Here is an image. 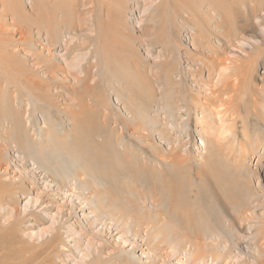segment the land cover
Wrapping results in <instances>:
<instances>
[{
  "label": "rangeland",
  "instance_id": "374dc122",
  "mask_svg": "<svg viewBox=\"0 0 264 264\" xmlns=\"http://www.w3.org/2000/svg\"><path fill=\"white\" fill-rule=\"evenodd\" d=\"M33 1L0 0V264H177L171 241L230 238L255 161L235 171L222 131L264 133V0ZM236 53L258 63L226 82L198 58Z\"/></svg>",
  "mask_w": 264,
  "mask_h": 264
},
{
  "label": "bare ground",
  "instance_id": "6f19581e",
  "mask_svg": "<svg viewBox=\"0 0 264 264\" xmlns=\"http://www.w3.org/2000/svg\"><path fill=\"white\" fill-rule=\"evenodd\" d=\"M101 1V0H100ZM28 2H34L33 0H28ZM121 13V12H120ZM191 15V14H190ZM197 16V15H196ZM191 17V16H190ZM189 17V18H190ZM194 17V16H193ZM4 19V18H3ZM197 20V17L196 19ZM199 21V20H198ZM80 23V22H79ZM106 23V22H105ZM190 23V22H189ZM202 24V23H201ZM193 25V24H192ZM191 25V26H192ZM193 28V26H192ZM197 28V27H196ZM200 28V27H199ZM195 29V28H194ZM196 30V29H195ZM200 31V30H199ZM255 33V32H254ZM49 35V33H47ZM48 35L45 37L47 38ZM52 35V33L50 34ZM197 36V35H196ZM258 36V35H257ZM256 35L253 36H249L250 42H246L245 44H248L250 47H252L254 44L256 45V43L258 42V40ZM206 40V39H204ZM30 41V40H29ZM263 41L260 40L259 42ZM206 42V41H205ZM258 42V43H259ZM31 43V42H30ZM244 44V43H243ZM242 44V46H243ZM195 45V44H194ZM197 45V44H196ZM241 46V45H240ZM248 46V47H249ZM47 47V46H45ZM197 47V46H196ZM198 48V47H197ZM196 48V49H197ZM27 51V50H26ZM211 51V50H210ZM28 52V51H27ZM42 52V51H41ZM197 52V51H196ZM233 53V52H232ZM198 54V53H197ZM213 54V53H212ZM227 54V53H226ZM33 55V54H32ZM261 55V54H260ZM214 56V55H213ZM213 56H210L207 54H201L198 56L199 61H202L204 63H206V67H208V69L210 70L209 72L212 74L217 73L218 77H223L225 82L226 79L225 78H231V74H234L233 76H238L239 75H243L247 72H249L250 67L253 65L254 68H256L257 65V61H247L245 59H243L240 54H232L230 57H226L217 61V59H215ZM2 57L0 56V61L2 62ZM31 57V56H30ZM34 56H32L33 59ZM196 57L193 55V58ZM217 57V56H216ZM36 58V57H35ZM249 58V55H248ZM247 58V59H248ZM255 58V56L253 57ZM31 59V58H30ZM190 59V58H189ZM257 59V58H256ZM191 60V59H190ZM245 60L246 63H242L241 61ZM194 61V60H193ZM36 62V61H35ZM34 62V64H35ZM257 62V63H256ZM6 63V62H5ZM3 64V63H2ZM39 66L38 63L35 64V66ZM32 66L33 63H32ZM36 66V67H37ZM70 69H74L77 66L73 65V64H68ZM237 67V68H235ZM206 69V68H205ZM199 69H196V71H198ZM194 71V70H193ZM214 71V72H213ZM217 71V72H216ZM199 72V71H198ZM238 72V73H237ZM194 73V72H193ZM197 73V72H196ZM201 74V73H200ZM208 74V73H207ZM195 75V74H194ZM53 76V75H52ZM211 76V75H210ZM195 77V76H194ZM209 77V76H208ZM198 78V76H197ZM260 79L262 80V82L264 81V72L262 73V76L260 77ZM223 80V81H224ZM199 81V80H198ZM228 81V80H227ZM231 81V80H229ZM235 81V79H234ZM237 81V80H236ZM211 82V80H210ZM213 82V81H212ZM221 82V81H220ZM205 83V82H204ZM246 83V82H245ZM225 84V83H223ZM229 84V83H228ZM243 84V83H242ZM250 84V83H248ZM203 85V84H202ZM233 85V82H232ZM223 86V85H222ZM7 87L8 84L6 85V89L4 90V92L7 93ZM32 87L36 88V86L32 85ZM242 85L239 87L241 88ZM245 87V86H244ZM247 87H251L247 86ZM264 87V86H263ZM262 87V89H263ZM175 88V87H174ZM237 88V89H239ZM252 88V87H251ZM259 88V87H258ZM236 89V90H237ZM249 89V88H248ZM254 89H257L254 87ZM260 89V88H259ZM178 90V89H177ZM176 89L172 90L173 94H177ZM224 90V89H223ZM235 90V91H236ZM244 90V89H243ZM253 90V89H251ZM27 91V90H26ZM170 91V90H169ZM246 91V89H245ZM243 92V91H242ZM261 92H263V90L260 92L259 94H261ZM248 95V91L245 92ZM244 93V94H245ZM251 93V91H250ZM258 93V92H256ZM221 94V93H220ZM223 94V92H222ZM242 94V93H241ZM258 94V97H260ZM219 95V93H218ZM228 95V94H227ZM256 95V94H255ZM198 95H196V98L194 100L191 101V105H193L195 108H199L200 110V118L196 119V125L199 128V133L201 135V140L199 141V146H201V148L203 147V149L205 148V146L207 144L210 143V141L214 138H216V147H222L219 146V142L221 140V133L219 132V134H214L213 129L210 127V124L207 121V113L206 111L208 110V102H202L197 98ZM221 96V95H220ZM225 96V95H224ZM229 96V95H228ZM232 96V95H231ZM231 96H229L231 98ZM237 96V95H236ZM222 97V96H221ZM226 97V96H225ZM234 97V96H233ZM245 97L246 94H245ZM250 97V96H248ZM252 97V96H251ZM263 97V96H262ZM4 98V97H3ZM176 98V97H175ZM183 98V97H182ZM201 98V97H200ZM253 99L255 98L252 97ZM227 99V98H226ZM235 98H233L234 100ZM248 99V98H247ZM262 98H259V100ZM9 100V99H8ZM202 100V99H201ZM232 100V101H233ZM240 100V99H239ZM238 100V101H239ZM244 100V99H243ZM250 100V98H249ZM256 100V99H255ZM264 100V98L262 99ZM176 101V100H175ZM174 101V102H175ZM236 101V99H235ZM252 101V100H251ZM258 101V100H257ZM34 102V101H33ZM229 102V101H228ZM250 102V101H249ZM262 102V101H261ZM223 103V102H221ZM232 103V102H231ZM237 103V101H236ZM235 103V104H236ZM247 103V102H246ZM9 104V103H8ZM234 104V105H235ZM259 103H257L258 105ZM173 105V104H172ZM221 105V104H220ZM224 105V104H223ZM6 106V105H4ZM3 106V107H4ZM174 107L176 105H173ZM222 106V105H221ZM232 105H230L229 103V107H231ZM248 106V104H247ZM7 107V106H6ZM168 107V105H167ZM193 107V108H194ZM223 107V106H222ZM250 106H248L249 109ZM10 108V107H9ZM232 108V107H231ZM230 108V110H231ZM238 108V107H237ZM7 109V108H6ZM234 109H236L234 107ZM233 109V111L235 112V110ZM229 110V109H228ZM10 111V110H9ZM251 111V110H250ZM196 112V111H195ZM208 112V111H207ZM230 112V111H229ZM253 112V111H252ZM204 113H206V116L204 115ZM212 113V112H211ZM254 113V112H253ZM252 113V114H253ZM228 114V113H227ZM250 114V113H249ZM256 117H257V121L259 122V126L260 127H264V117L262 118L260 116L263 115L264 116V103L262 104V108L258 109L255 111ZM223 115V114H222ZM233 115V114H232ZM236 115V114H235ZM219 116V115H218ZM217 116V117H218ZM221 116V115H220ZM231 116V115H230ZM189 121V119H188ZM245 121V119L243 120ZM229 122V121H228ZM257 122V123H258ZM7 123V122H6ZM231 123V122H230ZM188 122H186V124H183L184 126L187 125ZM228 125V123H226ZM234 124V123H233ZM248 124V123H247ZM182 125V126H183ZM223 125V124H222ZM230 125V124H229ZM178 128V127H177ZM180 128V127H179ZM185 128V127H182ZM261 129V128H260ZM181 131V130H180ZM184 131V129H183ZM262 131V130H261ZM186 132V131H185ZM224 134L229 135L231 138L232 143L229 144V150L231 151L232 154V164H233V168L236 170H241L242 169H248V164L251 163L253 160L255 161V169L252 172V176L249 177V179L246 182V179L243 181L244 182V186L242 187V191H249L248 197H247V204H245L243 210H240L239 214V218H242V220L238 221V225L236 224V221L234 220V218L230 217V219H226L227 221V225L225 227L224 230L228 231V233L231 234V237L229 238V236H226V239L222 240L221 238H219V236H215V237H206V238H201L200 235H198L197 233H193L192 236L187 235L185 236L183 239L181 238L180 241H171V243H167V245L169 246L170 251L169 253V257L172 259H176L178 260L177 264H246V261H251L250 263L253 264H264V250L261 249V247H263V243H264V155L261 152L262 150H264V133L260 132L259 136L256 137H249L248 135L244 136V141L243 142H238L237 134H232L229 131H222ZM213 142V141H212ZM230 142V140H229ZM215 143V142H214ZM226 149V148H225ZM224 150V149H223ZM227 150V149H226ZM224 152V151H223ZM227 152V151H226ZM205 153V151H204ZM225 153H223L224 155ZM204 155V154H203ZM227 155V154H226ZM228 157V156H227ZM202 162V161H201ZM208 168V167H207ZM223 173V172H222ZM234 179V177H233ZM257 183V188H254L253 185L251 183L253 182ZM235 182V181H234ZM246 182V183H245ZM232 184V182H230ZM237 183V182H236ZM236 183H234L235 187H236ZM240 184V183H238ZM73 189V188H72ZM240 189V188H239ZM73 191V190H72ZM71 191V192H72ZM71 194V193H70ZM240 195V194H239ZM247 195V194H246ZM73 197V195H72ZM251 198V200H250ZM76 199V198H75ZM74 199V200H75ZM244 202V200H243ZM84 203V202H83ZM81 203L80 206L83 204ZM86 203V202H85ZM155 205V204H154ZM27 206V204H26ZM177 206V205H176ZM171 207L175 209V206L173 204H171ZM111 212V211H110ZM261 214V216H259V214ZM89 213V212H88ZM91 214V212H90ZM108 214V213H107ZM92 215V214H91ZM90 215V216H91ZM181 219L184 221L183 223H189L190 220L188 221L187 216L188 213H182L179 214ZM117 216V215H116ZM115 216V217H116ZM93 218V215H92ZM114 218V216H113ZM126 218V217H125ZM91 220V218H89ZM115 219V218H114ZM190 219V218H189ZM237 219V218H236ZM104 220V219H103ZM113 220V219H112ZM136 220V219H135ZM53 221V220H52ZM93 221V220H92ZM134 221V220H133ZM115 222V221H114ZM119 222V220L117 221V223ZM148 222V221H147ZM254 223L256 225L253 226V233L251 231L250 236H248L247 233V225H250L251 223ZM113 223V222H112ZM112 223H110V225H112ZM116 223V222H115ZM136 223V222H135ZM149 223V222H148ZM148 223H146L148 225ZM194 223V222H193ZM150 224H152L150 222ZM119 225V224H118ZM140 225V224H138ZM108 226V225H107ZM115 226V225H114ZM117 226V224H116ZM121 226V225H120ZM119 227V226H118ZM126 227V226H125ZM164 227V225L162 226ZM250 227V226H249ZM102 228V227H101ZM107 228V227H106ZM109 228V227H108ZM107 228V229H108ZM123 228V226H122ZM104 229V227H103ZM150 229V228H149ZM157 229V228H156ZM155 228L153 230H156ZM110 230V228H109ZM130 230V229H129ZM138 230H140L139 228L135 229L134 233H138ZM164 230H166L164 228ZM250 230V229H249ZM248 230V231H249ZM120 231V230H119ZM150 232H152V230H149ZM141 232V230H140ZM154 232V231H153ZM158 231H156L157 233ZM197 232V231H196ZM83 233V232H82ZM121 233V232H120ZM128 233V232H127ZM124 234V233H123ZM120 236V241L122 243L127 244L126 242H128L127 240L123 239L124 235ZM153 234V233H152ZM158 234V233H157ZM229 234V235H230ZM139 235V234H138ZM205 235V234H204ZM83 236V235H82ZM123 236V237H122ZM183 236V235H182ZM155 237V235H154ZM153 237V238H154ZM158 237V236H156ZM169 238V237H168ZM149 239V237H148ZM152 239V238H151ZM156 239V238H155ZM158 240V239H156ZM210 241V242H206L203 243V241ZM246 240L249 241V244H252L255 246V248L252 251H248L249 247H245L242 248V243L246 244L247 242H245ZM120 242V243H121ZM162 242L164 243V240H162ZM117 244V243H116ZM165 244V243H164ZM151 245V244H150ZM155 245V244H154ZM163 245V244H162ZM79 246V245H77ZM166 246V245H165ZM252 246V245H251ZM160 243L158 246V243L154 246L155 250H159L158 248H160ZM252 248V247H251ZM250 248V249H251ZM162 250V249H161ZM160 250V251H161ZM165 252V251H161ZM80 254V253H78ZM140 254H145L143 251H141ZM135 255V253H134ZM133 255V256H134ZM149 255V253H148ZM152 255V254H151ZM160 255V254H159ZM80 256V255H79ZM78 256V257H79ZM89 255L87 253H83V255L80 256V260H78V262H74V264H83L85 259H87L86 257H88ZM142 256V255H141ZM135 258V256L133 257ZM141 259H144L143 257H139ZM152 259V258H151ZM88 260V259H87ZM137 260V259H136ZM175 260V261H176ZM98 262V261H97ZM139 259H138V263H139ZM142 262V261H141ZM140 262V264H142ZM137 263V264H138ZM154 263V262H152ZM99 264V263H98Z\"/></svg>",
  "mask_w": 264,
  "mask_h": 264
}]
</instances>
